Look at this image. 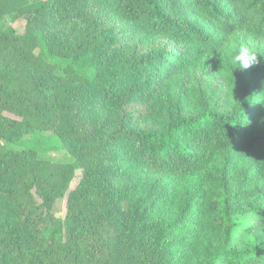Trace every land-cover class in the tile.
Here are the masks:
<instances>
[{
    "label": "trees",
    "instance_id": "1",
    "mask_svg": "<svg viewBox=\"0 0 264 264\" xmlns=\"http://www.w3.org/2000/svg\"><path fill=\"white\" fill-rule=\"evenodd\" d=\"M0 264H264V0H0Z\"/></svg>",
    "mask_w": 264,
    "mask_h": 264
},
{
    "label": "rangeland",
    "instance_id": "2",
    "mask_svg": "<svg viewBox=\"0 0 264 264\" xmlns=\"http://www.w3.org/2000/svg\"><path fill=\"white\" fill-rule=\"evenodd\" d=\"M6 24L13 26L18 33H21L23 31V22L20 20L13 23L12 19L8 18L6 21ZM221 60H222V57L219 58L216 63V65L219 68H222V66H224V63H225V60H222V61ZM220 79L221 78L215 75V70L214 68H212V66L210 68L199 67L189 73L184 74L183 77H181V79L176 84L172 85L171 90H169V94L174 95L175 91H180L181 90L180 88H182L184 85L183 81H185V84L187 85L186 88L189 89L190 97L196 100L197 93L206 91L203 89L204 86L212 87L214 86V84H216V82L221 81ZM178 88L179 90H176ZM191 93H195V94L193 95ZM232 100L233 99H231V101ZM39 157L43 160H47L52 163L66 164V163L72 162V158L65 150H60L56 152L50 151L47 153L40 154ZM79 175H80V172L77 171L71 187L75 185V183L77 182L79 178ZM55 215L56 217H61V218L64 217L65 215V201L64 200L62 201V203H59L57 205L56 210H55Z\"/></svg>",
    "mask_w": 264,
    "mask_h": 264
},
{
    "label": "clouds",
    "instance_id": "3",
    "mask_svg": "<svg viewBox=\"0 0 264 264\" xmlns=\"http://www.w3.org/2000/svg\"><path fill=\"white\" fill-rule=\"evenodd\" d=\"M258 56L260 55L255 49L242 44L230 57V63L234 69L243 71L258 64Z\"/></svg>",
    "mask_w": 264,
    "mask_h": 264
}]
</instances>
